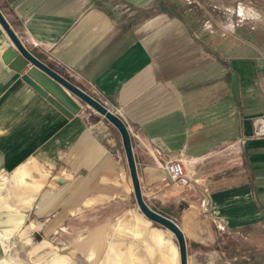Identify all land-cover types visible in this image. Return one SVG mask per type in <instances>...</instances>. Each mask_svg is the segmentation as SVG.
I'll return each instance as SVG.
<instances>
[{
	"label": "crops",
	"instance_id": "0c3cea01",
	"mask_svg": "<svg viewBox=\"0 0 264 264\" xmlns=\"http://www.w3.org/2000/svg\"><path fill=\"white\" fill-rule=\"evenodd\" d=\"M193 1L190 23L166 0H0V12L35 58L125 122L143 199L178 225L187 264H264V22L234 23L236 0ZM9 49L0 25V173L44 167L33 215L99 210L107 228L138 210L117 130L75 98L80 111L62 114L4 61ZM173 160L189 187L166 179ZM145 221L180 264L171 233Z\"/></svg>",
	"mask_w": 264,
	"mask_h": 264
},
{
	"label": "rangeland",
	"instance_id": "374dc122",
	"mask_svg": "<svg viewBox=\"0 0 264 264\" xmlns=\"http://www.w3.org/2000/svg\"><path fill=\"white\" fill-rule=\"evenodd\" d=\"M166 2L178 21H194L195 12L183 11L185 3L193 0ZM239 5L245 7V17H251L242 19ZM233 15L234 23L246 22L259 31L264 22V0H236ZM37 165L22 181L16 172L0 173V264H172L166 261L162 247L152 243L150 235L158 233H148L147 219L135 208L124 210L123 214L121 210L114 211L120 214L109 216L107 228L103 220L101 224L99 210L63 222L34 216L36 198L41 192L35 187L44 169ZM106 229L108 248L104 241L101 243V238L106 241ZM172 242L177 248L174 238Z\"/></svg>",
	"mask_w": 264,
	"mask_h": 264
},
{
	"label": "water",
	"instance_id": "95a60500",
	"mask_svg": "<svg viewBox=\"0 0 264 264\" xmlns=\"http://www.w3.org/2000/svg\"><path fill=\"white\" fill-rule=\"evenodd\" d=\"M0 25L10 39L13 49L6 51L4 61L14 71L23 72V80L37 93L55 106L65 116H72L80 111V104L102 116L119 133L130 173L133 193L138 210L151 223H154L173 236L180 264H187V248L183 233L172 220L151 210L143 199L137 169L133 156L131 136L125 122L115 113L106 108L75 84L58 74L52 68L35 58L16 36L9 23L0 12Z\"/></svg>",
	"mask_w": 264,
	"mask_h": 264
},
{
	"label": "built area",
	"instance_id": "2783aa9c",
	"mask_svg": "<svg viewBox=\"0 0 264 264\" xmlns=\"http://www.w3.org/2000/svg\"><path fill=\"white\" fill-rule=\"evenodd\" d=\"M254 136L264 137V116L258 117L254 121ZM155 155H160L158 150ZM162 169L168 182L180 188H186L191 185L190 176L186 172L183 163L179 160H173L162 165Z\"/></svg>",
	"mask_w": 264,
	"mask_h": 264
},
{
	"label": "clouds",
	"instance_id": "9594fccd",
	"mask_svg": "<svg viewBox=\"0 0 264 264\" xmlns=\"http://www.w3.org/2000/svg\"><path fill=\"white\" fill-rule=\"evenodd\" d=\"M239 14H240V16L242 17V18H244V9H243V7L241 6V8H240V10H239ZM255 18H259V14H256V17ZM228 27L229 28H231L232 27V25L231 24H229L228 25Z\"/></svg>",
	"mask_w": 264,
	"mask_h": 264
},
{
	"label": "trees",
	"instance_id": "16d2710c",
	"mask_svg": "<svg viewBox=\"0 0 264 264\" xmlns=\"http://www.w3.org/2000/svg\"><path fill=\"white\" fill-rule=\"evenodd\" d=\"M155 226H156V227H160V226H158V225H156V224H155Z\"/></svg>",
	"mask_w": 264,
	"mask_h": 264
}]
</instances>
